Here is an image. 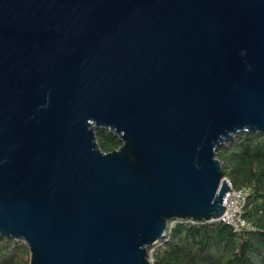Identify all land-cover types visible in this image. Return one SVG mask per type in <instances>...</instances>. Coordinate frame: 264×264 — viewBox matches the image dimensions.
Here are the masks:
<instances>
[{
  "label": "water",
  "instance_id": "water-1",
  "mask_svg": "<svg viewBox=\"0 0 264 264\" xmlns=\"http://www.w3.org/2000/svg\"><path fill=\"white\" fill-rule=\"evenodd\" d=\"M243 131L264 0H0V235L28 264H149L169 221H220Z\"/></svg>",
  "mask_w": 264,
  "mask_h": 264
},
{
  "label": "trees",
  "instance_id": "trees-1",
  "mask_svg": "<svg viewBox=\"0 0 264 264\" xmlns=\"http://www.w3.org/2000/svg\"><path fill=\"white\" fill-rule=\"evenodd\" d=\"M102 151L121 142L108 130H96ZM216 156L233 189L245 190L242 217L249 228L234 231L221 221L168 222L163 239L150 251L152 264H264V133L237 132L218 146ZM27 245L0 235V264H28Z\"/></svg>",
  "mask_w": 264,
  "mask_h": 264
},
{
  "label": "built area",
  "instance_id": "built-area-1",
  "mask_svg": "<svg viewBox=\"0 0 264 264\" xmlns=\"http://www.w3.org/2000/svg\"><path fill=\"white\" fill-rule=\"evenodd\" d=\"M244 194L245 190L243 188L233 189L231 186V190L228 191L223 198L225 209L220 217V221L229 225L234 231H238L242 228H249V225L242 217V201ZM148 260L149 264H152L150 251H148Z\"/></svg>",
  "mask_w": 264,
  "mask_h": 264
}]
</instances>
